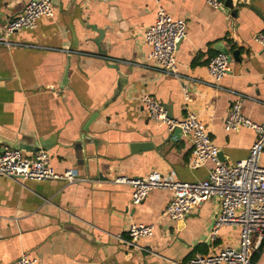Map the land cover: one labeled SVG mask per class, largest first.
<instances>
[{"label": "crops", "instance_id": "1", "mask_svg": "<svg viewBox=\"0 0 264 264\" xmlns=\"http://www.w3.org/2000/svg\"><path fill=\"white\" fill-rule=\"evenodd\" d=\"M28 1L0 0V32ZM252 4L264 17V0ZM159 6L186 20L176 51L178 77L146 58L143 33ZM98 30L101 54L91 40ZM257 32H264V20L254 12L242 8L231 18L205 0H54L52 17L11 34V45H0V151L5 141L41 145L56 171L73 169L86 180L0 175V264H14L22 252L37 264H171L236 246L237 225L210 235L220 213L217 198L173 221L163 215L172 190L152 189L133 204L130 187L112 181L156 170L173 181L193 182L206 179L213 167L211 161L189 167L191 137L175 139L151 119L142 94L160 100L172 118L193 112L223 151L220 161L248 155L256 133L246 127L226 131L224 118L240 95L243 113L264 123V49L253 39ZM218 43L239 48L240 61L215 81L207 63L219 52ZM259 164L264 167V151ZM132 223L153 224V234L123 243L119 236L128 238ZM256 255L252 264H264V243Z\"/></svg>", "mask_w": 264, "mask_h": 264}, {"label": "built area", "instance_id": "2", "mask_svg": "<svg viewBox=\"0 0 264 264\" xmlns=\"http://www.w3.org/2000/svg\"><path fill=\"white\" fill-rule=\"evenodd\" d=\"M205 1L215 9L222 5L220 0ZM53 15L54 0H29L22 12L11 17L0 32V45L10 46L8 38L11 34L21 29H33L40 17ZM185 35L186 20L174 18L159 6L153 24L143 33L144 42L149 47L146 58L156 65L157 70L178 77L176 51ZM253 39L264 49V32L255 33ZM230 64L228 55L218 52L209 59L207 70L215 81H219L230 73ZM183 91L189 99L186 86ZM140 100L151 119L170 132L178 128L182 135L191 137L189 167L199 168L208 161L213 163V167L206 179L193 182L173 181L156 170L144 177L117 176L112 182L130 187L133 204L141 203L152 189L172 190L173 196L163 215L173 221H183L195 206L215 197L220 202V213L214 219L211 237H215L223 226L240 227L236 246H225L214 254L195 253L185 262L172 261L171 264H252V255L264 243V167L259 164L264 151V123H256L243 113L242 96L238 95L233 100L224 118V129L236 131L246 127L254 130L256 137L245 158L225 163L218 159V147L205 124L193 112L187 111L186 117L178 120L170 117L163 103L153 95L142 94ZM31 153L27 157L23 155V150L4 146L0 151V175L32 180L61 179L67 183L86 180L73 169L56 171L45 150ZM153 231V224L132 223L127 229L128 238L119 236V239L129 244L151 236ZM14 264H37V259L22 252Z\"/></svg>", "mask_w": 264, "mask_h": 264}, {"label": "water", "instance_id": "3", "mask_svg": "<svg viewBox=\"0 0 264 264\" xmlns=\"http://www.w3.org/2000/svg\"><path fill=\"white\" fill-rule=\"evenodd\" d=\"M220 1L222 2V6H220L218 9L227 13V15L231 18H236L239 14V11L242 8H247L250 11L254 12L256 15H258L261 19L264 20L263 15L252 4V0H220ZM70 30H71V34H72V48L75 49L77 47V36L75 35V33L73 32L71 27H70ZM97 32L99 33V36L92 38L91 40L96 44V46L98 48V52L101 54V52H104L101 49V45H100L101 36H102L103 32L101 30H98ZM216 48L219 52H223V53L227 54L230 62H239L240 61V56H239L240 50H239V48L231 49L230 47H227L226 45H224L222 43H218V46H216ZM93 118H95V116L94 117L92 116L87 120V122L84 125V130H87V128H88L90 122L93 120ZM167 131H169V130L167 129ZM170 133H171L172 137H174L175 139H179L182 135L181 131L178 128L174 129ZM5 142L10 148H13V149H20V150L29 151V152H36V151L41 150V149L44 150V148H42L41 145H37V144H35L31 148H27V147H24L23 145H21L17 142H11V141H5ZM222 155H223V151L218 149L217 156L220 158ZM221 160H222V162L225 161V159H221Z\"/></svg>", "mask_w": 264, "mask_h": 264}, {"label": "trees", "instance_id": "4", "mask_svg": "<svg viewBox=\"0 0 264 264\" xmlns=\"http://www.w3.org/2000/svg\"><path fill=\"white\" fill-rule=\"evenodd\" d=\"M259 250H260V249H259ZM257 252H259V251H257ZM257 252H255V253L252 255V261H254L255 258L257 257V255H256Z\"/></svg>", "mask_w": 264, "mask_h": 264}]
</instances>
